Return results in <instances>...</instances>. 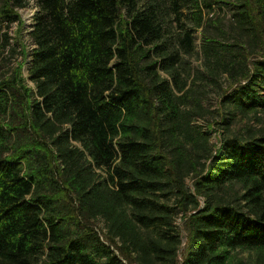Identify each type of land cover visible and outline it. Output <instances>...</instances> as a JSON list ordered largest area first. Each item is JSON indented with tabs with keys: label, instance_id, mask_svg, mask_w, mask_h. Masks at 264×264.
Wrapping results in <instances>:
<instances>
[{
	"label": "trees",
	"instance_id": "trees-1",
	"mask_svg": "<svg viewBox=\"0 0 264 264\" xmlns=\"http://www.w3.org/2000/svg\"><path fill=\"white\" fill-rule=\"evenodd\" d=\"M29 6L0 0V264H264V0H36L27 49Z\"/></svg>",
	"mask_w": 264,
	"mask_h": 264
},
{
	"label": "rangeland",
	"instance_id": "rangeland-1",
	"mask_svg": "<svg viewBox=\"0 0 264 264\" xmlns=\"http://www.w3.org/2000/svg\"><path fill=\"white\" fill-rule=\"evenodd\" d=\"M35 3H36V0H30V6L29 8L25 9V10H21L19 11V14L25 24V27L22 31V34H21V38L19 36V32H20V29H19V26H14L12 28V31H11V35H13V37H18L20 38V43L24 45L25 48H29L30 45H31V42L29 40L26 39V35H27V27H29L32 23V18H33V15L35 14ZM220 12L217 11L215 13V15H218ZM197 51L199 52L200 50V33H197ZM20 62V59L19 60H16L14 61V65L16 66L17 64H19ZM209 99V103L211 104V109L212 110H217L218 108V105H217V99L215 98V96H212ZM261 119H262V125L261 127H264V114L261 115ZM201 125H203V123H200ZM247 124H250L252 126H254V123L253 121L251 122H248ZM244 125H237L234 130L237 132H242L243 129H244ZM217 127L214 126V127H208V130H206L208 132V135L209 137L211 138V142L214 144V145H217L218 148L220 147V140L222 138V134L221 133H218L217 131ZM188 186L190 189H193V181L190 179L188 180ZM177 226L178 228L180 229L181 231V234H182V238H183V245H182V248L180 250V257L179 259L182 260L183 257H184V253H185V250H186V232L184 230V222L182 221V218L181 216L177 219ZM103 228V224L100 223L99 225V229H102ZM101 234L103 235V231L100 230ZM257 259V254L255 251H246V250H239L237 252H235V260H234V263L235 264H255V260Z\"/></svg>",
	"mask_w": 264,
	"mask_h": 264
}]
</instances>
